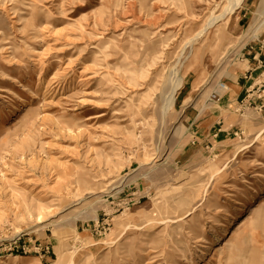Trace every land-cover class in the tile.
Masks as SVG:
<instances>
[{"label":"rangeland","instance_id":"374dc122","mask_svg":"<svg viewBox=\"0 0 264 264\" xmlns=\"http://www.w3.org/2000/svg\"><path fill=\"white\" fill-rule=\"evenodd\" d=\"M263 3L0 0V264H264Z\"/></svg>","mask_w":264,"mask_h":264},{"label":"crops","instance_id":"0c3cea01","mask_svg":"<svg viewBox=\"0 0 264 264\" xmlns=\"http://www.w3.org/2000/svg\"><path fill=\"white\" fill-rule=\"evenodd\" d=\"M263 44L259 45L257 49H253V51H248V62L249 64H252V62H254V64L260 66L261 64H263L264 62V40H262ZM241 77V76H240ZM246 86L238 89L237 92V98H239V96L243 93H245ZM185 104V102H184ZM189 107V106H188Z\"/></svg>","mask_w":264,"mask_h":264},{"label":"built area","instance_id":"2783aa9c","mask_svg":"<svg viewBox=\"0 0 264 264\" xmlns=\"http://www.w3.org/2000/svg\"><path fill=\"white\" fill-rule=\"evenodd\" d=\"M223 86L225 87L224 84H220V85H219V88L222 89V90H224V89H223V88H224ZM221 87H222V88H221ZM217 97H218V92H214V93H213V98H214V99H217Z\"/></svg>","mask_w":264,"mask_h":264},{"label":"bare ground","instance_id":"6f19581e","mask_svg":"<svg viewBox=\"0 0 264 264\" xmlns=\"http://www.w3.org/2000/svg\"><path fill=\"white\" fill-rule=\"evenodd\" d=\"M263 4H264V3H263ZM195 85H196V83H195ZM223 87H224V86H223ZM221 88H222V87H221ZM223 89L225 90V89H228V88L225 86ZM261 133H262V132H261ZM261 133L259 134L260 136L258 135V137H261V136L264 134V133H262V134H261Z\"/></svg>","mask_w":264,"mask_h":264}]
</instances>
